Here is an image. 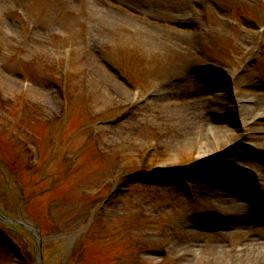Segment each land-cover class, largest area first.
<instances>
[{"label":"rangeland","instance_id":"obj_1","mask_svg":"<svg viewBox=\"0 0 264 264\" xmlns=\"http://www.w3.org/2000/svg\"><path fill=\"white\" fill-rule=\"evenodd\" d=\"M90 1L0 0V213L20 224L1 219L0 264H264L252 253L264 241V218L225 221L234 216L222 207L228 199L219 187L229 184L202 183L197 175L206 129H183L192 111L184 97L204 88L187 71L197 67L203 76L207 61L231 67L228 99L241 101L239 115L249 112L239 123L260 118L264 52L254 67L240 65L251 54L245 29L264 25V8L253 0H212L207 10L243 24L236 29L211 18L200 22L203 0ZM101 7L105 14L81 26L85 8ZM186 19L197 31L210 29L205 51H197ZM66 68L72 78L64 82ZM155 88L169 97L154 102ZM211 96L204 93L197 103L209 109ZM176 101L184 106L172 105ZM220 112L218 121L227 125L228 111ZM257 119L247 127L253 135V128L264 127ZM224 137L218 144L211 139L219 161L264 159V140L243 132L230 140L235 153L222 155ZM202 164L200 176L223 174ZM245 166L264 191V166L258 160ZM255 200L254 209L264 213V192ZM201 222L223 236L221 246L196 250L187 262L176 244L186 237L207 240Z\"/></svg>","mask_w":264,"mask_h":264},{"label":"bare ground","instance_id":"obj_2","mask_svg":"<svg viewBox=\"0 0 264 264\" xmlns=\"http://www.w3.org/2000/svg\"><path fill=\"white\" fill-rule=\"evenodd\" d=\"M105 7H101L98 11H96L95 13V19L100 18L104 13L103 9ZM106 12H108L106 10ZM109 13V12H108ZM187 75L188 78H193V79H197V82L201 81V79L203 80L204 77L198 78L196 72L193 70L192 72L187 71ZM199 79V80H198ZM205 83V82H204ZM218 88V87H217ZM166 90V89H165ZM228 87L227 86H222L220 92H216L214 94L215 99L213 100V97H211V100L209 99L208 101H210L211 106H209V109L212 110V112L210 111V113L212 114V117L210 114L206 116L201 115L204 113H207L209 111V109L206 107L205 103L203 102V105L200 106V101L197 103V99H199L204 93L207 92V90L205 88H200V87H196L193 91L188 92L190 93L189 96H191L192 98L190 100H187L186 97H184V101L185 104H188V106L191 107L190 112H188V114L191 117H187L186 121H185V127L183 126V129H186V132L189 133L191 130L190 128L194 125L193 127V133H198L199 130V126L197 125H202L203 127H205L206 129V136L205 133H201L199 140H200V150L198 152V159L200 160L199 166L197 171H198V177L200 178V181L202 183L209 181L208 179H210L211 177L208 175H202L200 176L202 173L205 172V169H202V163L206 162V161H210L213 159L214 157V147L212 145V141L211 139H214V141L216 142L217 139H219V135L221 134L222 136H225L223 138L224 143V147H225V151L223 152L222 155L228 157L231 156L235 153L236 151V146H232V143H230L231 141H234V139L236 138H240L241 133H246V136L248 137H254L255 139L260 140L261 142L264 140V127L263 128H253L252 130H254L256 132V135H253L251 133H249V129L245 128L242 129L241 131V125L243 126V123L240 124L238 119L235 116L236 110L233 109V103L229 101L228 99ZM258 102H264V92L261 94L260 90H258ZM169 97V93H159L151 98L152 100L158 101L160 103L164 102L167 98ZM206 99V98H205ZM204 99V100H205ZM213 100V101H212ZM189 102V103H188ZM257 102V103H258ZM164 105V104H163ZM174 106H184V103H180L179 101L173 102ZM250 106V105H249ZM201 107V109H200ZM228 111V119H223V120H229L228 124L225 125L221 122L218 121V119L220 118L219 116L222 115L225 112H220V111ZM245 115H249V112H245V114L239 115V117H245ZM221 119V118H220ZM237 119V120H236ZM222 120V119H221ZM261 123L264 124V122L262 121ZM254 125V124H253ZM201 126V127H202ZM252 126V125H251ZM257 126V125H256ZM264 126V125H261ZM213 137H212V135ZM179 133V131H177V135L176 138H180L181 135ZM183 141L184 140H188L187 136H183L182 137ZM197 140V139H194ZM191 141V140H190ZM258 141V142H260ZM257 142V143H258ZM216 144H218V141L216 142ZM246 159H243L245 161L248 162H255L258 160V158H250V156H244ZM258 162L260 163L261 166H264V159H260L258 160ZM232 188H230L231 191H237L234 185ZM242 185V191L243 193H241L242 197H246V200H242L241 198H238V196H234L233 194H226L223 196V194H221V196L224 197V199H228V203H224V201L222 200V202L224 203L222 205L223 208H227L230 212H238L239 215H237L236 219L234 217H229L227 218L225 221L230 223V224H246L245 222H239L238 219H240L241 216L243 215H249L247 216V220L246 221H250L252 219V216L255 215L256 217H258L260 215L259 218H261L262 215H264L263 213H259L256 211V208L254 209L256 214L253 213V208H254V203L247 200L250 197H252L254 195L253 193V187L252 185H246L244 186L243 189ZM230 193V192H228ZM222 199V198H221ZM253 203V205H252ZM251 216V217H250ZM245 217V216H243ZM258 218V219H259ZM264 218V217H263ZM208 223H204L201 222V225H199V229L201 231L205 232L204 236L205 238H207V240H199L198 238H193V239H187V237L182 241V242H177L176 246L177 247H182V251L185 255V259L184 257H182L184 260H186L188 262V259L190 256H192V254H195L196 250H204L207 251V249H209L210 251L214 250L215 248H217L218 246H221V242L223 240V236H217V235H213L214 233H212L211 231H213V225L212 226H208ZM203 233V232H202ZM211 234V235H209ZM189 238V236H188ZM227 240L229 241L231 239L230 236L227 235ZM188 243L190 244V246L188 245ZM229 250V249H228ZM224 252V249H223ZM252 253H254L253 256L257 257L256 262L260 261L263 262L264 261V241L260 242L258 244V247H256V249L252 250ZM253 258V257H252Z\"/></svg>","mask_w":264,"mask_h":264}]
</instances>
